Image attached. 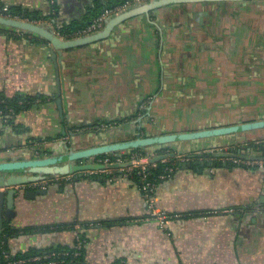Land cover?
Wrapping results in <instances>:
<instances>
[{
    "label": "crops",
    "instance_id": "1",
    "mask_svg": "<svg viewBox=\"0 0 264 264\" xmlns=\"http://www.w3.org/2000/svg\"><path fill=\"white\" fill-rule=\"evenodd\" d=\"M117 1L55 0V24L89 22L93 8ZM2 6L42 16L55 12L48 0H0ZM219 80L223 84L214 86ZM253 86L264 90V1L167 5L61 55L37 36L0 27V96L33 99L11 124L0 118V155L62 152V145L83 137L71 134L77 127L91 139L111 142L234 125L209 124V111L235 114L237 90ZM192 99L206 124L179 128L173 121L179 110L169 108ZM105 123L116 125L89 132ZM258 146L263 149L249 157H264V142ZM199 152H176L185 162L153 192L154 210L172 216L163 227L150 217L138 186L116 169L111 180L91 178L97 174L90 172L52 179L46 196L16 198L10 223L4 204L0 264L31 250L72 248L79 235L77 264H264V164L231 166L264 160ZM197 162L204 166L197 168ZM186 163L191 166L182 168Z\"/></svg>",
    "mask_w": 264,
    "mask_h": 264
},
{
    "label": "water",
    "instance_id": "2",
    "mask_svg": "<svg viewBox=\"0 0 264 264\" xmlns=\"http://www.w3.org/2000/svg\"><path fill=\"white\" fill-rule=\"evenodd\" d=\"M252 0H149L146 3L135 5L118 15L108 18L105 21V27L102 31L82 36L73 39L60 38L52 25L45 22L34 23L25 20H15L6 18L0 15V26L10 28L21 33H29L40 39L48 42L53 50L58 55L62 54L63 50L79 47L97 40L104 38L109 30L116 24L124 22L130 18L145 15L156 10L172 4H185V3H203V2H250ZM264 1V0H255ZM54 58V53L52 54ZM56 103L60 109V93L56 94ZM264 130V119L248 121L244 123H237L234 125H226L213 127L208 129H200L196 131L179 132V133H166L155 136H135L132 139L104 142L99 141L95 144H89L83 148L75 147L76 143L62 145V152H55L53 155L36 154L35 149H30L22 156L14 154L0 155V229L3 227V206L6 209L4 215L6 222L10 223L16 212L14 210L16 198L33 199L36 196H46L48 190L46 188L30 189V184L49 181L59 177L76 175L75 178L83 177L84 172L117 169L120 167L129 166V163H113L108 165H101L95 163V159L101 155L130 153L132 150L142 149L147 152L151 162L160 161L165 155H155V152L161 148H171L177 153H187L206 150H217L224 146H231L236 143L245 142L244 139L238 140V134L252 133L255 131ZM104 132H107L104 131ZM73 136L76 134H83L87 141L91 140L89 133H71ZM96 135V134H94ZM97 138V137H96ZM104 139V137L101 136ZM93 139V137H92ZM95 139V137H94ZM102 139V140H103ZM203 140H211L212 143L201 145ZM74 144V145H73ZM251 145V144H250ZM198 146V148H197ZM261 150L262 146H258ZM257 148V149H258ZM254 145L247 148L229 149L225 151H215L211 154L212 158H240V159H262L249 157L251 150H254ZM244 152V154H242ZM209 156V155H208ZM194 157V156H192ZM197 168L203 167L204 163H196ZM190 163L181 165L182 168L190 167ZM29 189H28V188ZM249 215V214H247ZM9 254V253H8ZM1 263V253H0Z\"/></svg>",
    "mask_w": 264,
    "mask_h": 264
},
{
    "label": "built area",
    "instance_id": "3",
    "mask_svg": "<svg viewBox=\"0 0 264 264\" xmlns=\"http://www.w3.org/2000/svg\"><path fill=\"white\" fill-rule=\"evenodd\" d=\"M148 1L149 0H126L122 3L113 5L111 7H107L105 9H103L101 11V13H99L96 17H94L91 20V22L85 28L76 32L73 35V37H70L69 35H67V36L61 35L56 30H55V32L62 39H73V38H78V37L90 35V34L98 32L103 27L105 21L108 18L113 17L115 15H118L121 12H123V11H125V10L135 6V5L146 3ZM50 3H53V2L51 1ZM2 11L5 13L0 12V15L4 16L6 18L28 21L27 19H20L17 16H12V15L8 14L6 8H3ZM31 22H33V21H31ZM3 103H4V100L0 99V108H1V106H3L2 105ZM140 108L143 109L144 104L141 105ZM9 112L12 113V109H9ZM0 114H2V109H0ZM3 120L5 122H8V117H5V119H3ZM115 125H116L115 123H105V124H101L98 128L106 130L107 128L110 129V128L114 127ZM83 131L84 130H82V129L73 130V132H76V133H81ZM185 160H186V156H183L181 154H176V153L165 154V157L163 159H161L160 161L162 163L168 164V165L166 166V173L159 176V179L160 180H166L167 178H169L171 176V174L173 173V171L176 169V166L182 164L183 162H185ZM95 163L101 164V165H108V164H113V163H129V166L120 167V168L116 169L119 172V176H121L123 178H128L129 175L132 173H136L139 176L140 182L143 183V186L140 189L141 196L144 199V201L148 207V210H150V213H151L150 217L157 220L160 227H163L167 223V221L169 219H171L172 216H168L165 213H161V214L157 213L153 208L152 197H153V190H154L155 186H154V184H152L151 182H149L147 180V175H148L147 172L156 166V162H151L149 160V158H147V157L133 155L128 160H122L119 158H116L115 160H113L107 156L106 157H100V158L95 159ZM236 163H237V161L234 162V164H236ZM242 164L245 166H248V165L252 166L254 164H258L259 166H261L262 164H264V162L254 163V161L253 162L249 161V162H245ZM113 170L114 169H106V170H100L98 172H100L101 174L105 173L106 175L109 176V178L111 180V179L116 177V175H114V173H116V172H114ZM90 173L91 174L94 173V174L98 175L97 171H90ZM58 179L70 180L71 177L65 176V177H59ZM47 184H48V181H46V182L43 181V182H39V183L30 184L29 186L30 187L44 188L47 186ZM81 248H82V242L79 240V237H77L75 250L72 251L71 253H68V252L50 253L49 252V253H43V254L31 256L28 258H13V259L9 258L7 261V264H63L64 263L63 258L79 257Z\"/></svg>",
    "mask_w": 264,
    "mask_h": 264
},
{
    "label": "trees",
    "instance_id": "4",
    "mask_svg": "<svg viewBox=\"0 0 264 264\" xmlns=\"http://www.w3.org/2000/svg\"><path fill=\"white\" fill-rule=\"evenodd\" d=\"M53 3H50V2ZM126 0H119L109 6H105L104 8H93L89 14H91L93 17H96L99 13H101V11L107 7H111L113 5L122 3ZM48 2L50 3L51 6V10H56V6H55V0H48ZM7 9V13L12 15V16H17L20 19H27L28 21H33L36 23H42V22H46V21H51V23L56 26L55 24V17H56V11L54 12V14H47V15H39L38 13L36 14L35 12H29L26 10H21L19 8H6ZM3 6L0 7V12H3ZM5 13V12H3ZM91 19V20H92ZM91 20L88 22L87 18H85L82 21H74L71 24H69L68 26H56L55 29L58 33H60L61 35H69L70 37H73V35L82 30L83 28H85L90 22ZM1 27V26H0ZM22 34H29V33H22ZM69 37V38H70ZM0 99L4 100V103L2 104L3 106H1L0 109H2V114H0V118L5 119V117H8V122L7 123H12L13 117L14 115L22 110L25 109L27 107H30L33 99H30L28 97H24V96H15L13 98H6L4 96H0ZM9 109H12V113L9 112ZM118 123V122H117ZM75 129H80L79 127L77 128H73V130ZM142 136H144V133L142 134ZM254 150H256L258 148V146H254ZM41 154H44V152L40 151ZM167 153H176L175 151H173L171 148H161L159 150H157L155 152V154L157 155H164ZM133 155H137V156H142V157H148V154L146 151L142 150V149H136V150H132L130 153H118V154H107V155H101L98 156L97 158L100 157H110L111 159L115 160L116 158L122 159V160H128L131 156ZM212 157V156H210ZM168 164H164L161 161H157L156 162V166L153 169H150L147 173V180L149 182H151L152 184H154L155 188L162 183L164 180H160L159 176L163 175L166 173V166ZM231 166H238L235 164L231 163ZM240 166V165H239ZM175 167V166H174ZM180 167L179 165L176 166V168ZM114 175H116L117 177V173H114ZM172 175V174H171ZM74 177V176H73ZM99 177H102L101 180H103V177L108 179V175H92L91 178H95V179H99ZM132 182H134L139 190L142 188L143 183L140 182L139 180V176L136 173H132L129 175L128 177ZM109 180V179H108ZM53 181L50 180V182L48 181V183H52ZM154 188V190H155ZM153 190V192H154ZM67 227V226H66ZM10 228H6L4 229V233H11V231H9ZM47 228H44V230L46 231ZM52 229V228H49ZM11 230V229H10ZM79 240L83 243V238L79 235ZM5 245V244H3ZM76 245V244H75ZM6 247V245H5ZM5 247L3 246V248L5 249ZM75 250V246L72 248H68V247H63V248H54V249H45V250H31L25 254L19 255V256H15L12 257L13 258H28L31 256H35V255H39V254H43V253H58V252H68L71 253L72 251ZM81 254H82V248L80 250V256L79 257H66L63 258L64 263L63 264H77L80 260H81Z\"/></svg>",
    "mask_w": 264,
    "mask_h": 264
},
{
    "label": "rangeland",
    "instance_id": "5",
    "mask_svg": "<svg viewBox=\"0 0 264 264\" xmlns=\"http://www.w3.org/2000/svg\"><path fill=\"white\" fill-rule=\"evenodd\" d=\"M207 22V17L203 18V23ZM209 22V20H208ZM45 23L52 25V27L55 29V26L53 24H51V21H46ZM223 82L221 80H219L214 86H220L222 85ZM199 88H204V86L202 84L198 85ZM198 90V89H196ZM258 91L263 92V94H259ZM236 94H240L238 97H236L237 99H234L235 101V106H234V110H235V114L232 113H228L227 111L223 110H219V112H211L209 111V124L214 125V124H220L222 122L224 123H232L234 121H236V123H241V122H245V121H255V120H260L262 119L263 115L262 113H264V90L257 88V87H249V89H247L246 91L244 90H237ZM216 99V98H215ZM221 99V98H219ZM214 100V99H213ZM225 100V99H224ZM231 100V99H229ZM206 101H211V100H206ZM219 101H223V100H219ZM141 109V108H140ZM169 109H175V110H179L178 113H176L175 115H173L174 117V123L175 125H182L179 128L183 127H188V125L190 126V124H196L195 126L198 125V128L201 127V125L206 124V119H204V122H199L200 119L205 116V113H201L198 112V100H187V101H179V103L175 106H173V108H169ZM194 110V112H192L191 110ZM143 114L140 113L139 116ZM160 119H163L164 113H160ZM169 114H166V120H169ZM240 118L243 121H239ZM181 120V122H180ZM184 121V122H183ZM188 123V124H187ZM187 125V126H186ZM191 125V126H192ZM109 128H107L108 130ZM177 129V131L179 130L178 127L174 128ZM93 132V131H97V132H101L104 131V129H100L97 128L92 130H89V132ZM183 131H185L183 129ZM188 131V130H187ZM264 130H259V131H255L252 133H244V135L241 137L242 139H246L244 143H236L234 145L231 146H227V148H218L217 150H206V151H200L198 153V155L201 153V155H210L215 151H225V150H229V149H237L240 147L243 148H247L248 146H258L259 143H263L264 142ZM76 133V132H74ZM81 133H85V131L81 132ZM122 134V133H121ZM120 134V136H121ZM123 135V134H122ZM258 139H262V141H258ZM92 140V139H91ZM252 141V142H249ZM97 142V140L93 139L92 141H87V138L85 137H81L78 139V142L76 143L75 147L77 148H83L88 146L89 144H95ZM251 143V145H250ZM204 152V153H202ZM157 155V154H155ZM165 155V154H164ZM232 161H230L231 163ZM234 164V163H232ZM235 165H243L241 162L237 161V163ZM161 214V213H160Z\"/></svg>",
    "mask_w": 264,
    "mask_h": 264
},
{
    "label": "flooded vegetation",
    "instance_id": "6",
    "mask_svg": "<svg viewBox=\"0 0 264 264\" xmlns=\"http://www.w3.org/2000/svg\"><path fill=\"white\" fill-rule=\"evenodd\" d=\"M258 93H259V94H263V92H261V91H258ZM263 105H264V104H263ZM262 115H263L262 117L264 118V113H262ZM155 135H159V134H154V135H152V136H155ZM144 136H149V135L146 134V135H144Z\"/></svg>",
    "mask_w": 264,
    "mask_h": 264
}]
</instances>
